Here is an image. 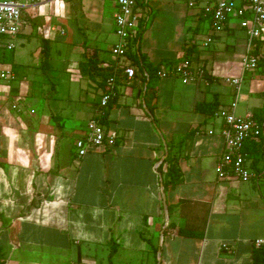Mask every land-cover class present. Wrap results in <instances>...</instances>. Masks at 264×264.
<instances>
[{"label": "crops", "instance_id": "0c3cea01", "mask_svg": "<svg viewBox=\"0 0 264 264\" xmlns=\"http://www.w3.org/2000/svg\"><path fill=\"white\" fill-rule=\"evenodd\" d=\"M20 1L16 45L0 48L15 73L0 78L4 264H264V244H255L264 238V178L220 179L223 121L196 110L200 101L218 100L221 109L234 100L225 79L241 74L248 35L239 22L231 18L202 49L205 0H143L133 48L140 64L130 59L135 76L120 72L101 107L106 74L117 64L115 5ZM256 47L264 54V41L255 39ZM187 57L204 65L205 80L147 76L148 68ZM236 113L264 121V65L245 74ZM93 117L116 144L78 157L75 140ZM254 146L264 149V140L247 142ZM169 154L181 176L174 186L166 178ZM259 155L247 157L258 171Z\"/></svg>", "mask_w": 264, "mask_h": 264}, {"label": "built area", "instance_id": "2783aa9c", "mask_svg": "<svg viewBox=\"0 0 264 264\" xmlns=\"http://www.w3.org/2000/svg\"><path fill=\"white\" fill-rule=\"evenodd\" d=\"M116 7L114 15L115 34L117 42L112 47V53L117 64L112 68L108 77L109 90L103 95L100 106L106 107L115 95V86L120 72L128 79L135 76V68L130 63V53L135 49L134 39L139 36L138 26L143 18L142 10L137 0H104ZM197 0H189L191 6ZM35 2L28 0L27 3ZM24 3L20 0H0V48L12 50L21 31L22 12ZM203 18L208 22L209 30L201 41L202 49H208L214 42L216 35L224 32L228 21L232 17L239 19L240 27L248 35L247 49L241 60V74L226 77V82L235 87V98L227 107L221 108L217 115L223 121L222 137L225 150L218 159L217 174L220 179L236 177L242 182L264 178V168L260 171L251 166L243 151L244 144L251 139L264 137V121L253 116H240L236 107L247 72L259 68V56L255 53L254 40L264 41V0H205ZM251 15V17H249ZM201 49V50H202ZM194 56V55H193ZM197 57V56H194ZM159 77L179 76L185 83L205 80L208 77L206 68L196 63L191 57L168 69L158 70ZM15 73L10 69H0V78L12 79ZM149 76V74H147ZM116 135L107 130L96 117L91 118L86 127L85 135L75 140L78 157L85 156L89 151L101 147H113ZM256 246L264 244V238L255 241Z\"/></svg>", "mask_w": 264, "mask_h": 264}, {"label": "trees", "instance_id": "16d2710c", "mask_svg": "<svg viewBox=\"0 0 264 264\" xmlns=\"http://www.w3.org/2000/svg\"><path fill=\"white\" fill-rule=\"evenodd\" d=\"M137 4L139 7H141L143 5V0H137ZM140 22H141V19H140ZM140 22H139V24H140ZM139 36H137L134 39V44L137 43ZM255 53L259 56V67L263 66L264 65V54L261 51L257 50V47H256ZM129 57H130V59H132L133 63L140 64V59L135 52H131ZM147 72L151 78L153 75L157 74V69L148 68ZM111 73H112V69L109 70V74L108 73L106 74L107 78L111 75ZM196 110L200 111L202 113L217 114V112L220 110L218 100H216L215 102L200 101L196 104ZM257 119L260 121H263V119L261 117H257ZM262 139L264 140V137ZM253 140H255V138L251 139V141H253ZM249 141L250 140H248L247 142H249ZM247 142L244 144V148H243V151L247 157H248V155L254 157L256 154H258V155L260 154L259 155L260 157L262 155L264 156V149H260V147L255 148V146L252 149H249L246 147ZM165 162H167V164H168V169L166 172V178H167L169 184L174 186L181 181V176H180V173H178L176 162L173 163L174 160H173V158L170 157V154L168 155ZM0 264H4V261L1 258H0Z\"/></svg>", "mask_w": 264, "mask_h": 264}, {"label": "rangeland", "instance_id": "374dc122", "mask_svg": "<svg viewBox=\"0 0 264 264\" xmlns=\"http://www.w3.org/2000/svg\"><path fill=\"white\" fill-rule=\"evenodd\" d=\"M153 12H156V10L153 9ZM23 18H24V17H23ZM153 18H154V13H153V14L151 13V20L148 21V27L151 26V23H152ZM233 19H235L234 21H238V22H239V19L237 20L236 18L232 17L231 20H233ZM138 31H139V30H138ZM153 36H156L157 38H165V37H166V35H162V36H161V33H158V32H156V31L153 33ZM204 38H205V35H200V40H203ZM114 40H115V39H114ZM115 42H116V41H115ZM7 64H8V63H5L4 61H1V59H0V69H7V67H9ZM9 68H10V67H9ZM234 98H235V97H234Z\"/></svg>", "mask_w": 264, "mask_h": 264}]
</instances>
